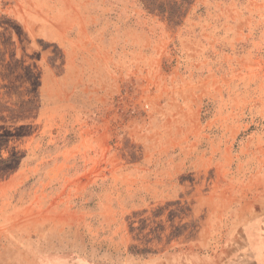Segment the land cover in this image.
<instances>
[{"label": "rangeland", "instance_id": "1", "mask_svg": "<svg viewBox=\"0 0 264 264\" xmlns=\"http://www.w3.org/2000/svg\"><path fill=\"white\" fill-rule=\"evenodd\" d=\"M0 264H264V0H0Z\"/></svg>", "mask_w": 264, "mask_h": 264}]
</instances>
